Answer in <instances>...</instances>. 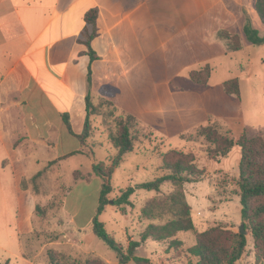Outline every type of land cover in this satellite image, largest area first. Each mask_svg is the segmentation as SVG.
Listing matches in <instances>:
<instances>
[{"label":"crops","instance_id":"0c3cea01","mask_svg":"<svg viewBox=\"0 0 264 264\" xmlns=\"http://www.w3.org/2000/svg\"><path fill=\"white\" fill-rule=\"evenodd\" d=\"M257 2L0 0V190L9 172L36 212L45 193L36 188L48 186L61 160L86 155L91 171L75 172L93 173L101 130L95 129L86 144L77 137L85 129L89 95L95 105L110 100L117 117L136 119L140 134L157 143L158 168L170 149L192 152L208 186L226 188L223 180L239 176L240 149L235 146L214 161L205 154L203 139L185 137L216 125L237 141L258 121L264 109V44L250 43L245 34L251 28L264 37ZM92 10L97 11L95 28L85 20ZM93 32L97 58L91 61L85 41ZM222 32L238 35L241 49L229 51ZM205 68L211 70L207 84L192 81L191 74ZM233 79L239 82V96L224 88ZM101 122L99 116L92 118L94 126ZM71 142L75 150L52 157ZM41 155L48 156L42 170L18 177V168Z\"/></svg>","mask_w":264,"mask_h":264},{"label":"rangeland","instance_id":"374dc122","mask_svg":"<svg viewBox=\"0 0 264 264\" xmlns=\"http://www.w3.org/2000/svg\"><path fill=\"white\" fill-rule=\"evenodd\" d=\"M111 109L102 100L98 115L102 122L93 125L94 130H101L95 137L96 142L101 143L95 148L96 162H107L117 153L108 140V135L116 128L113 119L107 117ZM248 136L264 137V109H261L258 121L249 128ZM137 138L144 145L138 144L135 151L127 154L121 166L115 170L111 180L114 190L108 196L109 204L99 216V221L105 224L107 232L122 246L125 253L130 241H139L141 232L149 224L142 219L141 209L148 200L158 195L152 191L136 190L131 197V205L126 207L125 212L114 204L121 191L152 181L158 174L156 141L148 134H138ZM74 143L56 150L57 155L54 151L52 157H60L62 152H71L75 148ZM201 147L199 144L197 148ZM207 147L209 146L206 143L203 147L205 154ZM173 148L178 147L174 144ZM198 152L202 155L201 150ZM47 158L48 156L41 155L26 161L23 170L18 168V177L24 174L30 177L42 170ZM89 167L90 160L86 155L70 156L54 166L53 180L48 182L45 189L36 188L38 192L45 191L37 204L44 212L32 210L33 201L10 179L11 174L6 172L4 176L7 179L3 180L0 190V264H52L53 257L61 264H84L93 258L101 259L105 264L119 262L117 253L92 233L102 179L97 176L89 181L76 182L74 179L76 170L88 172L91 171ZM55 176L59 179L58 185L54 182ZM43 183L46 182L42 181L40 185ZM222 183L226 184V188L214 189L205 181L184 186V193L186 196L188 193L187 200L192 208V218L199 232L216 226L239 232L243 225L240 200L235 198V182H231L229 178ZM19 191L21 193L18 197ZM172 192V186L167 184L162 187L160 194L166 196ZM221 193H224L223 197L219 196ZM46 200L50 202L47 204ZM246 237V252L238 264H259L255 259L252 235L248 233ZM177 239L184 241V245L177 250H169L167 244L148 240L135 253L139 257L149 258L152 264H187L189 259L186 251L195 244L194 235L181 233Z\"/></svg>","mask_w":264,"mask_h":264},{"label":"trees","instance_id":"16d2710c","mask_svg":"<svg viewBox=\"0 0 264 264\" xmlns=\"http://www.w3.org/2000/svg\"><path fill=\"white\" fill-rule=\"evenodd\" d=\"M256 12L264 24V0H258ZM85 20L88 25L95 28L97 11L92 10L87 13ZM245 34L250 43L264 44V37H260L256 30L246 29ZM220 36L226 41L229 51L236 52L241 49L242 44L238 35L222 32ZM94 37L93 32L87 36L85 41L88 48L87 54L91 61L97 58L91 47V41ZM210 75V68H205L193 72L191 79L197 84L206 85ZM224 88L229 94L240 95L237 79L227 81ZM102 100L112 107L107 117L113 119L116 128L114 132L108 135V140L117 153L110 157L107 162L95 163L93 173L89 176L74 172V178L76 181H89L95 175L102 179L99 206L92 223V233L117 253L119 260L117 264H128L129 262L152 264L149 258L137 256L136 250L148 240L162 245L167 244L169 250H177L184 245V241L177 239L181 233L194 235L195 244L186 251L189 259L187 264H238L245 255L247 248L245 235L224 226L212 227L201 232L197 231L195 227L192 208L184 193V186L204 181L207 174L205 170L197 166L196 155L192 152L170 149L163 153L161 165L154 180L121 191V195L114 201V204L125 212L126 207L131 205V197L136 193V190L152 191L158 194L148 200L141 209L142 219L149 224L141 232L139 241H130L127 253L107 232L105 224L99 221V216L109 204L108 196L114 190L111 185L112 176L123 163L125 156L134 152L140 132L134 117H117L113 108L114 104L108 99ZM85 105V129L81 135L77 136L82 144H86L91 133L94 132L92 118L99 115L101 108V103L95 105L90 95L86 97ZM64 120L68 130L72 131L67 115L64 116ZM197 138L203 139L208 144L206 154L210 160L220 161L227 157L235 146L240 149L239 176L236 179L232 178L231 182H235L237 187L235 196H238L240 200L242 224L245 225L246 231L253 238L256 262L264 264V138L260 136L249 137L243 133L235 141L229 130H222L216 125L203 127L195 135L185 137L189 141ZM167 184L172 186L173 192L162 196L160 194L162 187ZM36 211L44 212L40 206L36 207ZM51 263L61 264L55 261L54 257L51 259ZM84 264L105 263L101 259L93 258L88 259Z\"/></svg>","mask_w":264,"mask_h":264},{"label":"water","instance_id":"95a60500","mask_svg":"<svg viewBox=\"0 0 264 264\" xmlns=\"http://www.w3.org/2000/svg\"><path fill=\"white\" fill-rule=\"evenodd\" d=\"M239 233L242 234V235H245V236L248 234V232H247L246 229H245V225H242V226L240 227V229H239Z\"/></svg>","mask_w":264,"mask_h":264}]
</instances>
